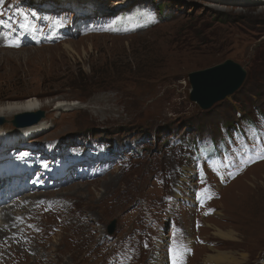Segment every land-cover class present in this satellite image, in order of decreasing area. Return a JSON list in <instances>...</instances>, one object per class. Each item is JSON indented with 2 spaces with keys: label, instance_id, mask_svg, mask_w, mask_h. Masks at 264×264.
Instances as JSON below:
<instances>
[{
  "label": "rangeland",
  "instance_id": "374dc122",
  "mask_svg": "<svg viewBox=\"0 0 264 264\" xmlns=\"http://www.w3.org/2000/svg\"><path fill=\"white\" fill-rule=\"evenodd\" d=\"M113 8L0 3V103L36 98L46 123L0 159V227L8 212L22 235L12 263L172 264L175 250L182 264H264V4ZM228 60L244 84L201 110L189 75ZM16 116L0 131L17 134Z\"/></svg>",
  "mask_w": 264,
  "mask_h": 264
},
{
  "label": "bare ground",
  "instance_id": "6f19581e",
  "mask_svg": "<svg viewBox=\"0 0 264 264\" xmlns=\"http://www.w3.org/2000/svg\"><path fill=\"white\" fill-rule=\"evenodd\" d=\"M33 1H36L37 3H46V2H50V1H54V0H33ZM57 1L62 6L70 5L77 12L84 11L85 13L89 14L90 18L96 17L99 19V18L103 17L102 14L105 13L106 11H113L115 9V8L110 9V3L112 0H56V2ZM212 1L221 2V3H233V4L237 3L240 5H241V3H243V4L246 3L247 5H249V4H253V5L254 4H264V0H212ZM116 6H117V4H116ZM0 52H2V51H0ZM7 52L9 54L14 53V52H10V50H8ZM4 53H5V51H4ZM6 55H8V54H6ZM7 59L9 61H12V60H10V57H8ZM16 62H18V61H16ZM15 98L16 97H8V100H15ZM71 104H73V103H71ZM71 104H66V105L69 107H71V106L74 107V105H71ZM75 106H76V104H75ZM41 107L42 106L40 105L39 100L36 98H28L24 101H8L5 103H0V117H3L7 120H10L11 118H13L14 116L19 115V114L36 113L38 110H40ZM42 121H40L41 124H39L40 122L38 123L39 125L36 124L38 126L33 125V126H30L27 128H16L15 127L19 131L17 134L15 133V134L11 135L7 132L0 131V159L4 156V153L9 148L16 146L17 143L21 144V143L25 142V140L29 139V137L35 136L39 132L45 130L46 123L44 122V120H42ZM1 194H4V192H1ZM15 194H16V192L15 193L10 192L9 197L14 196ZM30 197H33V195L31 194ZM31 200L32 199H30V201ZM14 207L15 206L13 204L11 206V208H14ZM3 209H8V208H3ZM56 215L57 214H55V216ZM3 221H4V225L2 227H0V264H14L11 261V260H13V258L11 259L10 255L14 254L12 251L13 249L23 247L22 246V235L20 232L12 230V228H15L14 227L15 226V219L13 218V214H10L8 212H4L3 213ZM45 231L47 232L48 230H45ZM49 233H52V232H49ZM218 236H220L224 239H234V236L232 234L223 233L221 231L218 233ZM33 237H34V232L32 230H27V239L25 241H23L24 246L31 243L33 240ZM2 238H4V239L2 240ZM29 251H31V249ZM13 257H14V255H13ZM15 257H17V256L15 255ZM26 259L28 260V258H26ZM210 259H211V257H210ZM223 259H225V258L223 257ZM15 260H17V259H15ZM17 261L15 263L20 262V261H18V262ZM155 262H156L155 264H158L159 259L155 258Z\"/></svg>",
  "mask_w": 264,
  "mask_h": 264
},
{
  "label": "water",
  "instance_id": "95a60500",
  "mask_svg": "<svg viewBox=\"0 0 264 264\" xmlns=\"http://www.w3.org/2000/svg\"><path fill=\"white\" fill-rule=\"evenodd\" d=\"M247 77V72L233 60H228L218 66L194 72L189 75L190 101L201 110L208 111L214 105L224 101L240 90ZM45 117L43 111L24 113L14 118L12 124L16 128H27L38 124ZM0 119V125L4 124ZM116 221L108 228V234L115 231Z\"/></svg>",
  "mask_w": 264,
  "mask_h": 264
},
{
  "label": "built area",
  "instance_id": "2783aa9c",
  "mask_svg": "<svg viewBox=\"0 0 264 264\" xmlns=\"http://www.w3.org/2000/svg\"><path fill=\"white\" fill-rule=\"evenodd\" d=\"M178 190V189H177ZM181 190H182V188L180 187V190H178L177 192H179V193H181ZM173 199H174V197H173ZM161 233V235H162V237H164V233L163 232H160ZM168 236V235H167ZM150 241V240H149ZM160 243V242H159ZM162 244V243H161ZM155 245L156 244H154V247H153V251H152V254L154 253V254H160V253H164V246L162 247V248H160V244L158 245V247H155ZM163 245V244H162ZM156 256V255H155ZM152 260V259H151ZM153 262V261H152Z\"/></svg>",
  "mask_w": 264,
  "mask_h": 264
},
{
  "label": "snow or ice",
  "instance_id": "6c2138e0",
  "mask_svg": "<svg viewBox=\"0 0 264 264\" xmlns=\"http://www.w3.org/2000/svg\"><path fill=\"white\" fill-rule=\"evenodd\" d=\"M0 3H3V0H0ZM14 46H18V45H14ZM261 158H264V157H261ZM44 167H47V165H44ZM172 264H182V261L177 259L175 250H173V253H172Z\"/></svg>",
  "mask_w": 264,
  "mask_h": 264
},
{
  "label": "trees",
  "instance_id": "16d2710c",
  "mask_svg": "<svg viewBox=\"0 0 264 264\" xmlns=\"http://www.w3.org/2000/svg\"><path fill=\"white\" fill-rule=\"evenodd\" d=\"M129 65H131V63L130 64H122L121 67H124L125 69L130 70V67H128ZM145 75H151V74H145ZM217 152H218V154H220V150H217ZM217 152H215L216 155H217Z\"/></svg>",
  "mask_w": 264,
  "mask_h": 264
}]
</instances>
